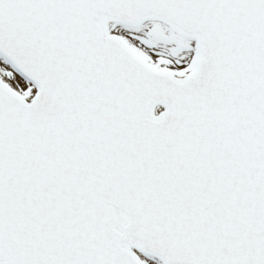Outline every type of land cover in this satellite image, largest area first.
<instances>
[{
    "label": "snow or ice",
    "instance_id": "6c2138e0",
    "mask_svg": "<svg viewBox=\"0 0 264 264\" xmlns=\"http://www.w3.org/2000/svg\"><path fill=\"white\" fill-rule=\"evenodd\" d=\"M0 264H264V0H0Z\"/></svg>",
    "mask_w": 264,
    "mask_h": 264
}]
</instances>
